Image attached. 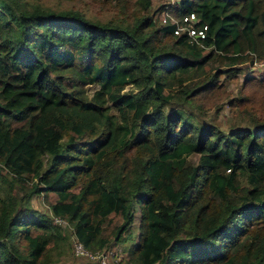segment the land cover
<instances>
[{
    "label": "trees",
    "instance_id": "trees-1",
    "mask_svg": "<svg viewBox=\"0 0 264 264\" xmlns=\"http://www.w3.org/2000/svg\"><path fill=\"white\" fill-rule=\"evenodd\" d=\"M92 1L129 20L0 0V264H50L71 236L91 251L130 238V264H264V89L229 99L259 111L250 127L189 108L264 57V0H177L207 23L205 52L140 15L151 0ZM214 60L229 67L197 77Z\"/></svg>",
    "mask_w": 264,
    "mask_h": 264
},
{
    "label": "rangeland",
    "instance_id": "rangeland-1",
    "mask_svg": "<svg viewBox=\"0 0 264 264\" xmlns=\"http://www.w3.org/2000/svg\"><path fill=\"white\" fill-rule=\"evenodd\" d=\"M26 5L38 4L43 7H49L55 10H78L81 11L85 16L90 18L93 21H114L117 23H124L129 20L124 14L113 7L112 3L109 2H100L92 0H21ZM171 0H151L149 8L145 11H140V15H154L156 19V24L160 25L161 20L159 18V12H155V8L164 5ZM130 9H136L135 6L130 7ZM157 16V18H156ZM165 49L173 52V48L170 45H166ZM208 48H204V52ZM259 58V57H258ZM263 58V57H261ZM257 59L256 57L251 60H247L243 63H236L231 66L237 68L234 73L224 72L219 76V81L223 85V90L227 93L226 97L219 99L213 105H208L204 108H197L196 105H191L189 107L193 110L196 117L201 121L212 122L222 128L223 130H229L233 127H250L251 120L250 117L252 114H259V111L256 113L253 111L252 107L241 106H229V99L234 97H241L242 94H249L254 91L263 90L262 83H264V73L258 67L253 66V60ZM213 66V67H212ZM227 66L225 63H221L218 60L213 62H208L198 71L197 77H203L210 71H216L217 69H224ZM246 77H253L248 82H245ZM189 81L186 80L183 84H186ZM130 84L124 87V90H129ZM94 84L86 85V92L91 93L95 89ZM180 86L173 85L172 89H176ZM187 107V108H188ZM188 108V109H189ZM198 159L197 153H192L189 156L191 162H196ZM34 180H30L31 183ZM14 190H17V187H13ZM31 203L34 207L47 212L48 203L45 200L42 193L35 195L31 199ZM113 216V221L118 222L119 218L115 215ZM139 219V213L136 211L134 218V224L130 228L129 233L126 236H136L137 224ZM128 238V237H127ZM69 247L62 254H53V261L50 264H102L101 259L99 258H88L85 256H77L71 246V239L69 237ZM130 238L126 239L124 242L119 243H110L108 246L102 249L92 250L97 254L103 251L105 256V261L107 264H126L127 261H130L132 256L127 251V246L129 247ZM130 264V263H127Z\"/></svg>",
    "mask_w": 264,
    "mask_h": 264
},
{
    "label": "built area",
    "instance_id": "built-area-1",
    "mask_svg": "<svg viewBox=\"0 0 264 264\" xmlns=\"http://www.w3.org/2000/svg\"><path fill=\"white\" fill-rule=\"evenodd\" d=\"M177 0H171L170 2L161 5L159 10V18L162 24H173V34L176 36L183 35L191 43H196L199 47L207 48L204 46L203 41L206 38L208 25L201 22L200 18L194 11H188L177 14L173 5ZM253 66L258 67L262 73H264V57L253 60ZM54 220L60 223L64 222L61 217H54ZM73 252L77 256H85L88 258H99L102 264H107L105 261L106 254L103 251L98 254L95 251L87 249L81 241L75 236H71Z\"/></svg>",
    "mask_w": 264,
    "mask_h": 264
}]
</instances>
